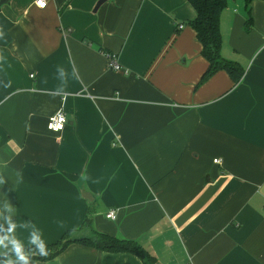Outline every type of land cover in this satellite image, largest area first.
I'll list each match as a JSON object with an SVG mask.
<instances>
[{"label":"crops","instance_id":"crops-1","mask_svg":"<svg viewBox=\"0 0 264 264\" xmlns=\"http://www.w3.org/2000/svg\"><path fill=\"white\" fill-rule=\"evenodd\" d=\"M36 2L0 4V251L93 227L152 264H264V0L221 14L239 81H201L189 0ZM54 262L148 264L80 243Z\"/></svg>","mask_w":264,"mask_h":264},{"label":"trees","instance_id":"trees-1","mask_svg":"<svg viewBox=\"0 0 264 264\" xmlns=\"http://www.w3.org/2000/svg\"><path fill=\"white\" fill-rule=\"evenodd\" d=\"M249 8L252 0H245ZM197 11L195 19L189 23L197 32V37L202 44V54L209 62V66L201 81L211 77L219 70H226L235 81L243 76V69L234 61L225 59L221 49L223 44L220 18L223 10L228 5V0H189ZM247 28L251 27L248 19ZM85 222H90L88 218ZM76 230H68L61 238L53 243L43 244V252L37 245L22 247L28 261L54 262L57 257L71 244L80 243L100 250L111 252H132L139 255L145 263L152 264L154 258L135 240L122 239L117 236L91 228L89 236L75 237ZM11 260L14 264H23L19 261L15 251L2 253L0 251V264H7Z\"/></svg>","mask_w":264,"mask_h":264},{"label":"built area","instance_id":"built-area-1","mask_svg":"<svg viewBox=\"0 0 264 264\" xmlns=\"http://www.w3.org/2000/svg\"><path fill=\"white\" fill-rule=\"evenodd\" d=\"M45 5L47 4V0H44ZM37 4V2H36ZM38 5V4H37ZM40 7V6H39ZM44 8V7H41ZM180 28L183 27V24L179 25ZM107 56V67L111 70H123V67L118 62L117 54L106 52ZM67 124V117L63 109H59L57 112H55L53 115L49 117L47 127L49 130L53 132H61ZM107 217L110 219H116L117 218V212L115 209H111L107 213ZM192 264V263H189Z\"/></svg>","mask_w":264,"mask_h":264},{"label":"clouds","instance_id":"clouds-1","mask_svg":"<svg viewBox=\"0 0 264 264\" xmlns=\"http://www.w3.org/2000/svg\"><path fill=\"white\" fill-rule=\"evenodd\" d=\"M37 4L40 7H45L46 6L45 3H44V0H37ZM0 32H2V30H0ZM14 227H15V225L10 224L9 231H12L14 229ZM32 242L39 244L41 252H43V247L44 246H43L42 243H40L35 237L33 238ZM0 243H2V240H0ZM12 243H13V246H14V251L17 254L18 260L19 261H23L24 264H28V260H27V257L25 256L24 252H23L22 246L15 240H13ZM7 264H14V262L9 260L7 262Z\"/></svg>","mask_w":264,"mask_h":264},{"label":"water","instance_id":"water-1","mask_svg":"<svg viewBox=\"0 0 264 264\" xmlns=\"http://www.w3.org/2000/svg\"><path fill=\"white\" fill-rule=\"evenodd\" d=\"M3 2H4V0H0V4ZM50 264H56V262H51Z\"/></svg>","mask_w":264,"mask_h":264}]
</instances>
